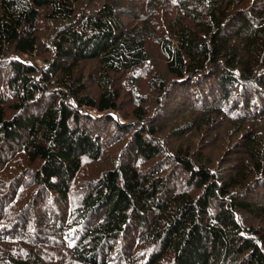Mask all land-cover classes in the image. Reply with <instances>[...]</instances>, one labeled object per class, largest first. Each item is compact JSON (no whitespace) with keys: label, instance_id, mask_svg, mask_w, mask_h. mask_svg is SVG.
<instances>
[{"label":"trees","instance_id":"1","mask_svg":"<svg viewBox=\"0 0 264 264\" xmlns=\"http://www.w3.org/2000/svg\"><path fill=\"white\" fill-rule=\"evenodd\" d=\"M0 264H264V0H0Z\"/></svg>","mask_w":264,"mask_h":264},{"label":"rangeland","instance_id":"2","mask_svg":"<svg viewBox=\"0 0 264 264\" xmlns=\"http://www.w3.org/2000/svg\"><path fill=\"white\" fill-rule=\"evenodd\" d=\"M175 11V8L174 7H168V9L166 10V13L164 12H161L162 14H164V17L163 18H166V19H169V20H174V18L172 17L173 13ZM150 48H151V51H152V56H153V64L154 65H160L163 64V61H162V57H163V54L158 46L157 43H154V42H151V45H150ZM162 56V57H161ZM38 62L42 64V61L40 58H38ZM87 71H88V74L89 76L93 77L94 80H97L98 76H96V69H95V63H87ZM144 75H147V71H143L141 76H144ZM150 75V74H149ZM88 76V77H89ZM148 78L149 76H147L146 78H143L140 82V85H142V88H141V91L144 93V94H147V92H149V89L147 88L146 84H147V81H148ZM127 79V78H125ZM128 80V79H127ZM94 82V81H93ZM115 83V82H114ZM125 84H126V87L128 88V85L125 81ZM114 87H117V85L114 84ZM125 86H122V88L124 89V93L128 90ZM122 101H124V98L122 97L121 99ZM130 97L127 99V97H125V102L122 103V106L124 107L123 110H118V111H114V116L122 123H129V122H132V118L129 116V114H127V116L124 115V110H125V107H126V110L127 112H129L131 110V108L133 107L131 104H130ZM111 130H114V126H111L110 127ZM160 138L162 140L165 141V146H167L168 148H173L176 146L175 143H171L170 139H166V136L165 135H162L160 134ZM199 140V135L197 133L193 134L191 137H188L186 139L183 140V144L186 145V146H190V149L191 150H194L198 145H197V142ZM117 141H120V140H117ZM119 142H116L115 144L111 145V148L109 149V155L106 157H110L109 160H114L118 157L119 154L118 151H119ZM208 153H209V156L210 158L214 161V159H216L217 157H220V152L218 153V150H214V149H207L206 150ZM105 160V159H104ZM102 160L100 162H103L105 163V161ZM95 163H87L83 169V171L78 175L75 183H73V189L75 190V188H77V184L78 182H80V179L81 178H85L87 176L86 172L87 171H93L95 170L96 168H98V166L101 165V163H97L96 166L94 165ZM141 166H145L147 164H141Z\"/></svg>","mask_w":264,"mask_h":264}]
</instances>
